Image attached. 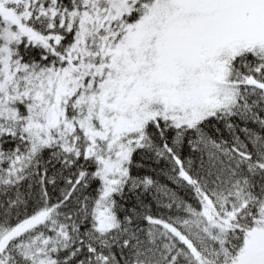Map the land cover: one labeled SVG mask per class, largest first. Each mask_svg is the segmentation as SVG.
Wrapping results in <instances>:
<instances>
[{
    "label": "snow or ice",
    "instance_id": "1",
    "mask_svg": "<svg viewBox=\"0 0 264 264\" xmlns=\"http://www.w3.org/2000/svg\"><path fill=\"white\" fill-rule=\"evenodd\" d=\"M0 264H264V0H0Z\"/></svg>",
    "mask_w": 264,
    "mask_h": 264
},
{
    "label": "trees",
    "instance_id": "2",
    "mask_svg": "<svg viewBox=\"0 0 264 264\" xmlns=\"http://www.w3.org/2000/svg\"><path fill=\"white\" fill-rule=\"evenodd\" d=\"M151 163V162H149ZM153 167H156L157 168V172L155 173H152V175H154L157 179H159L160 183L161 184H168L169 187H174L173 185H171V183L167 180V177L164 176L163 174H157L159 173V169L161 168H164L165 167V164L163 161L160 162L159 166H156V165H153Z\"/></svg>",
    "mask_w": 264,
    "mask_h": 264
}]
</instances>
